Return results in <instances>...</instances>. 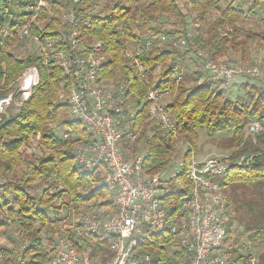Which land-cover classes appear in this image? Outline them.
<instances>
[{"label": "trees", "instance_id": "16d2710c", "mask_svg": "<svg viewBox=\"0 0 264 264\" xmlns=\"http://www.w3.org/2000/svg\"><path fill=\"white\" fill-rule=\"evenodd\" d=\"M249 1L250 13L255 16L264 0ZM70 2L48 0V5L36 12L35 9L26 10L28 3L24 0H0V97L14 91L27 66L35 65L40 74L31 95L21 103L19 110L13 115L5 114L0 120V232L9 225H18L29 239L23 253L29 264H50L54 254L55 238L50 235L45 246L42 228L36 225L37 222L48 223L50 227L59 219L52 220L46 207L62 214L65 210L66 215L91 202L106 206L111 212L117 211V205L104 183V170L84 171L75 162L76 145L82 140L93 142L95 139L81 121L70 117L69 105L60 97L62 93H69L73 75L59 64L43 65L37 52L20 55L15 42L23 40L17 33L3 36L6 27L15 32L35 15L31 23L33 31L59 38L67 34L64 14L68 10L79 19H90L89 25L78 24L77 38L84 46L93 40L100 41L106 55L100 78L113 86L126 85L128 108L122 128V149L131 154L143 149V170L150 176L161 175L177 156L184 159L195 156L202 136L212 140L218 138L222 147L220 152H228L232 157L264 150L263 81L252 83L247 92L249 101L244 99L237 104L235 100L227 99L228 91L209 76L198 83L201 75L197 68L193 69L197 73L196 85H187L186 75L176 81L174 74L182 66L184 57L187 54L194 57L189 51L174 46L170 49L153 47L140 56L146 64L144 75L138 72L130 58L123 55L129 45L149 37L165 34L187 38L195 31L192 40L199 43L209 57L228 56L252 61L251 43L254 39L264 40V31L244 26L247 15L240 6H234L233 2L223 6L227 0ZM96 4L102 5V11H93ZM184 5L190 7V22V13L184 10ZM213 11L217 12V17L210 20ZM205 26L207 35L203 38L200 30ZM222 29L225 30L223 33ZM61 48L66 49V45ZM157 68L160 69L158 74ZM153 85L171 91L168 108L177 125L175 134L166 132L150 118V102L146 96ZM251 119L260 120L263 126L255 137L248 135L246 130ZM57 129H61V134ZM38 135V144L45 152L33 155L27 149ZM262 157L264 159V152ZM173 171L169 178L162 177L161 198L170 219L181 211L190 189L186 175L181 173L171 177ZM41 181L47 186L40 194H33ZM217 181L228 200L223 213L225 246L231 248L241 239L250 240L253 249H259L258 253L254 250L258 264H264V161L258 167L232 166ZM137 240L131 258L136 264L189 263L187 251L172 238L170 227L163 232L144 229L137 235ZM89 244L92 259H101L104 263L112 259L113 252L104 243L102 234H94ZM0 253L9 257L13 249L0 243ZM245 257L246 253L235 250L232 264H239Z\"/></svg>", "mask_w": 264, "mask_h": 264}, {"label": "built area", "instance_id": "2783aa9c", "mask_svg": "<svg viewBox=\"0 0 264 264\" xmlns=\"http://www.w3.org/2000/svg\"><path fill=\"white\" fill-rule=\"evenodd\" d=\"M24 1L28 3L26 10L35 9L36 12L48 5V0ZM76 1L71 0L70 3ZM34 17L25 21L23 26H18L15 32L4 28L3 36L17 33L20 39L35 45L43 65L59 64L73 75L72 87L68 94H61V99L68 103L70 116L81 121L95 139L93 142L82 140L76 145L75 162L84 171L104 170V183L117 205V211L111 212L110 208L91 202L81 206V210L74 208L69 214H62L53 221L50 226L56 243L50 264H136L131 258L138 242L137 235L144 229L163 232L168 227L171 228L172 238L187 251L190 257L188 264H232L235 250L246 253L239 264H258L250 240L241 239L231 248L225 246L223 213L228 200L217 178L232 166L262 165L264 150L237 157L224 153L203 158H182L170 176L184 173L190 182V189L181 211L170 219L161 198L164 184L161 175L150 176L144 172L143 153L131 154L122 149V128L128 108L126 85L113 86L100 78L99 72L106 60L100 41L93 40L84 46L77 38L78 24L89 25L90 19H79L72 10H68L64 14L68 23L67 34L57 38L33 31L31 23ZM169 38L196 56L201 75L199 83L209 76L219 83L220 88L228 91L237 77L264 82V62L261 60L248 62L237 57H209L190 34L187 38L165 34L149 37L129 45L123 55L130 58L138 72L144 75L146 64L140 56L153 47L162 46ZM64 45L66 49L61 48ZM39 76L35 65L25 68L14 91L0 97V120L7 113L14 93L20 92L27 99ZM174 77L177 82L181 81L184 67H180ZM170 92V89L153 85L149 87L146 99L150 102V118L166 132L175 134L177 125L168 108ZM262 129L258 119H251L246 125L248 135L253 137ZM181 184L178 181V185ZM94 234H102L104 243L113 252L108 263L91 257L89 241ZM26 248H14L9 257L0 253V264H29L23 254Z\"/></svg>", "mask_w": 264, "mask_h": 264}, {"label": "rangeland", "instance_id": "374dc122", "mask_svg": "<svg viewBox=\"0 0 264 264\" xmlns=\"http://www.w3.org/2000/svg\"><path fill=\"white\" fill-rule=\"evenodd\" d=\"M230 2H233L234 6H240L244 10V12L246 13L247 19L245 20V22H243V24L246 28H250V29L255 30V31H264V2L261 3L260 8L258 10V13L255 16H253V14L250 13L251 2L249 0H227V2H225L223 4V6H226ZM184 3H186V2H184ZM101 6L102 5H100V4H96V7L94 8L93 11H95V12L102 11ZM184 10L189 12V13L191 12L190 7L186 6V5H184ZM191 16L192 15L190 13V16L188 17L189 22L191 21ZM215 17H217V12L213 11L209 16V19L212 20ZM191 27H193V26L191 25ZM206 30H207L206 26L200 30V33H201L203 38H205L207 35ZM221 31L223 33L225 30L222 29ZM195 34H196L195 31H191L190 35L192 36V39H193V36ZM21 40H23V41L15 42L16 51L20 55H25L28 53H34L35 54L37 52V51H35V47L33 46V44H31L29 42H25L24 38ZM197 44H199V43H197ZM130 46H133V44ZM170 46H174L175 48H178L180 50H184L182 47L175 44L172 41V39H170V38L159 48L170 49ZM251 46H252V57H253V59H258V60H261L262 62H264V40L259 41L258 39H254L253 42L251 43ZM190 54H192V53H190ZM232 55H233V53L231 52L230 56H232ZM183 61L184 62L182 64V66H180V67H184V75L187 76L185 81H186L187 85L194 86L197 83L195 77L198 73V69H197L196 74L193 72V69L197 68L198 60H196L195 55H194V57H191L190 55L187 54V56L184 57ZM159 71H160V69L157 68L156 73L158 74ZM254 82H255L254 80L247 79L245 77L235 78L228 88V93L226 94L227 99L235 100L237 104H240L244 99L246 102H248L249 98L247 96V92L249 91L250 87L252 86L251 84ZM257 84L259 85L260 83H257ZM257 84H255V85L257 86ZM24 100H25L24 95L22 93L15 92L13 95V101L8 106V111L6 114H10V115L15 114L19 110V107ZM156 122H154V123H156ZM56 131L58 134H61V132H62L61 129H57ZM38 137H39V135L37 136V138H35V140L30 144V146L27 149V151L30 154L32 153L33 155H39V154L45 152L44 149L38 144ZM139 143H141V142L139 141ZM200 145L201 146H200L199 150L195 151V153H197V154H195V156L198 158H203V157H206L208 155H222L224 153H228V152H220V151H222V147H221L220 141L216 137H214L212 140L209 137L202 136L201 141H200ZM139 146H142V145L139 144ZM184 151H183V153H184ZM125 152H127V151H125ZM137 153H143V149H139ZM181 159H182V156L175 157L173 159L171 165L169 167L163 169V171L161 173V177L169 178V174H170L171 170L177 169ZM175 182H176V180H175ZM46 186H47V184L44 181H41L39 183V185L35 189H33V194H40L45 189ZM67 197H66V199H68ZM59 202H61V200ZM59 202H57V204H59ZM40 208H43V207L40 206ZM45 209H46L49 217L52 220H55L56 218H60L62 216V213H57V211L55 209H53L52 207H46ZM63 212H64L63 214L66 213L65 210ZM36 225L38 227L40 226L42 228V233H43L44 240H45V246H47L48 238L50 235L53 234V231L51 230L52 229L51 226L49 227L48 223L41 225L40 222H37ZM3 231L0 232V243L2 245H5V246L12 248V249H14V248L21 249L23 247L26 248L29 245L28 237L26 236L25 233H22L20 231L17 224L9 225ZM233 231H234V233H237L235 228L233 229ZM230 241L231 240H229L226 243L229 244ZM257 249L258 248L254 247V250L256 253H258V251H259V249L258 250ZM183 264H186V263L184 262Z\"/></svg>", "mask_w": 264, "mask_h": 264}]
</instances>
